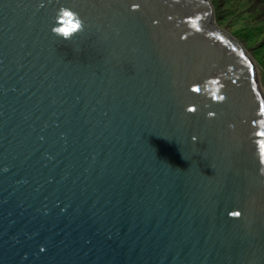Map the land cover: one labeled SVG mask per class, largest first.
<instances>
[{
	"label": "water",
	"instance_id": "water-1",
	"mask_svg": "<svg viewBox=\"0 0 264 264\" xmlns=\"http://www.w3.org/2000/svg\"><path fill=\"white\" fill-rule=\"evenodd\" d=\"M0 264H264V95L210 0H0Z\"/></svg>",
	"mask_w": 264,
	"mask_h": 264
},
{
	"label": "rangeland",
	"instance_id": "rangeland-1",
	"mask_svg": "<svg viewBox=\"0 0 264 264\" xmlns=\"http://www.w3.org/2000/svg\"><path fill=\"white\" fill-rule=\"evenodd\" d=\"M213 21L236 39L254 62L264 95V0H210Z\"/></svg>",
	"mask_w": 264,
	"mask_h": 264
}]
</instances>
